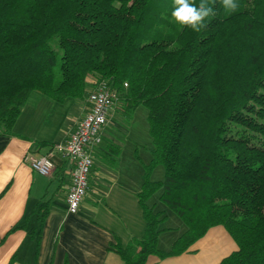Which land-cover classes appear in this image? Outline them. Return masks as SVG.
I'll return each instance as SVG.
<instances>
[{
	"label": "trees",
	"instance_id": "obj_1",
	"mask_svg": "<svg viewBox=\"0 0 264 264\" xmlns=\"http://www.w3.org/2000/svg\"><path fill=\"white\" fill-rule=\"evenodd\" d=\"M235 2L209 0L214 14L193 31L172 19L173 0H0L2 134L31 92L80 100L92 77L118 91L127 119L146 108L144 228L112 246L123 264L181 254L215 225L238 246L218 264H264V0ZM48 206L33 212L37 233ZM167 211L184 229L162 250Z\"/></svg>",
	"mask_w": 264,
	"mask_h": 264
},
{
	"label": "crops",
	"instance_id": "obj_2",
	"mask_svg": "<svg viewBox=\"0 0 264 264\" xmlns=\"http://www.w3.org/2000/svg\"><path fill=\"white\" fill-rule=\"evenodd\" d=\"M93 81L88 78L87 90ZM88 107L86 95L57 102L33 91L11 133L0 132V264H123L112 246L142 235L136 197L141 179L122 160L118 134L126 135L128 129L118 106L100 132V143L91 148L88 189L76 213L67 211L70 166L63 168L60 155L52 153L49 176L29 165L27 157L47 154L51 145L63 142ZM41 201L49 206L37 233L33 212ZM237 249L226 229L215 225L181 254L149 256L147 264H218Z\"/></svg>",
	"mask_w": 264,
	"mask_h": 264
},
{
	"label": "built area",
	"instance_id": "obj_3",
	"mask_svg": "<svg viewBox=\"0 0 264 264\" xmlns=\"http://www.w3.org/2000/svg\"><path fill=\"white\" fill-rule=\"evenodd\" d=\"M86 101L89 105L88 111L63 142L52 145L47 154L27 157L31 169L42 176L51 174L52 153H57L66 160L70 166L71 179L65 201L70 213L78 211L87 193L88 178L93 165L90 151L94 145L100 143V132L108 122L111 110L119 107V93L106 79H94L86 92Z\"/></svg>",
	"mask_w": 264,
	"mask_h": 264
},
{
	"label": "rangeland",
	"instance_id": "obj_4",
	"mask_svg": "<svg viewBox=\"0 0 264 264\" xmlns=\"http://www.w3.org/2000/svg\"><path fill=\"white\" fill-rule=\"evenodd\" d=\"M124 116V115H123ZM125 120V126L128 129V134H118V138L122 143L121 155L122 160L135 169V175L141 179L144 166L150 162L152 143L148 132L146 121V108L142 105L138 106L131 116ZM163 177V168L158 165L152 170L150 178L152 180H161ZM156 194L152 201L156 200ZM168 218L160 224L161 228H167L162 231L158 247L162 250L169 248L171 242L182 232L184 226L181 220L172 212L167 211Z\"/></svg>",
	"mask_w": 264,
	"mask_h": 264
},
{
	"label": "clouds",
	"instance_id": "obj_5",
	"mask_svg": "<svg viewBox=\"0 0 264 264\" xmlns=\"http://www.w3.org/2000/svg\"><path fill=\"white\" fill-rule=\"evenodd\" d=\"M221 2L227 11H235L238 7L235 0H221ZM213 14L209 0H200L198 5L195 0H173L172 19L177 24L193 31H200L205 26L206 19Z\"/></svg>",
	"mask_w": 264,
	"mask_h": 264
}]
</instances>
